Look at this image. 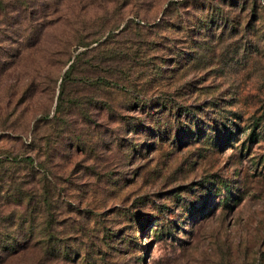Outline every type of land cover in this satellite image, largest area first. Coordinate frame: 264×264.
Segmentation results:
<instances>
[{"label":"rangeland","instance_id":"rangeland-1","mask_svg":"<svg viewBox=\"0 0 264 264\" xmlns=\"http://www.w3.org/2000/svg\"><path fill=\"white\" fill-rule=\"evenodd\" d=\"M173 1L0 0V185L29 189L66 246L15 230L0 191V237L21 243L0 264H264V0H189L223 18L202 45L200 9ZM157 94L205 133L156 104L168 133L143 130Z\"/></svg>","mask_w":264,"mask_h":264},{"label":"trees","instance_id":"trees-1","mask_svg":"<svg viewBox=\"0 0 264 264\" xmlns=\"http://www.w3.org/2000/svg\"><path fill=\"white\" fill-rule=\"evenodd\" d=\"M19 1H21V0H19ZM188 1L189 0H175L171 3H168L163 8L162 12H163V14H166V13L171 14L173 12L176 13V12H178V8L186 9L189 12H190L191 8L192 9H200L199 13H198L199 16H197L195 18L194 29L196 31H198V34H203L202 40L200 41V45H202L206 41L208 36H213V33L215 32V31H210V28H209L210 23L211 22L218 23L219 22L218 19L222 20L223 18L222 19L220 18V13H217V12L216 13L215 12L207 13V12H205L201 6L199 7V6L193 5V6H191V8H186L188 6V5H186ZM180 3H181V5H180ZM3 7L7 8V5L3 3ZM15 8L18 11H20V5L19 4L16 3ZM201 12H204V13L202 15H200ZM169 17H170V15H169ZM209 17H211L212 19L208 22L207 18H209ZM226 21L231 22L228 19ZM136 23L138 24L139 22L137 21ZM219 28L220 29H219L218 33L216 34L217 38L219 37L221 30L222 29L225 30L226 27H224V25H221ZM231 28H228V29H231ZM245 28H246V26H245ZM245 31H247V30H245ZM71 69H72V61L67 65V67L63 71V74H62L63 80H66L67 78L70 77ZM153 71H155L156 73L158 72V71H156V67H154ZM162 97L163 96L157 94L154 97L143 96L141 99L138 100L140 108H143V109H141V111L144 110L143 112L147 115V117L149 116V118H148L149 121L147 123L144 120L142 121L140 119L141 124H139V125H141L143 127V130L146 129L150 132H155V133L157 132L159 134V136L167 135V133H168V131H167L168 119L166 118V119L160 121L158 118H155V117L152 118V116H150V112H148L147 108H144L145 106H150L152 108L153 107L152 104H156V105H159L161 107L163 106L162 109H164V111L166 110L167 114H170L169 111H173L172 114H174V118H175L174 121L179 120L178 117H179L180 113H183V115L186 119V121L183 123L184 125L186 124V128H185L186 130L184 129V131L188 132V135H191L189 137H197L199 134L204 132L203 128H202L203 132H201L202 131L201 127L203 124H206V123L203 122V120L201 118V113L197 109H195L193 106H190V105H176L177 107L172 110V109L167 107V102ZM151 110H152L151 111L152 114L157 111L154 109H151ZM150 119L153 121L151 122ZM183 121H184V118H183ZM148 123H152L151 124L152 126H149ZM177 124L178 123L176 122L175 123L176 127H177ZM191 124H194L195 127L192 128ZM210 125H213V123H211ZM199 127H200V129H198ZM181 128H183V127H181ZM179 138H181L180 133L175 131L174 139H179ZM5 159L7 160L8 158H5ZM13 160H19V159L13 158ZM9 161H12V159H10ZM24 161L28 162L31 165H33V164L35 165V162H33V159L31 156L24 157ZM36 165L38 166V164H36ZM30 170H32V169H30ZM35 173H37L38 182L41 183V185L40 184L39 185H40V188H42V195H45V193L48 191L47 185L43 182L46 175L44 174L43 169L40 168L39 166L36 168ZM0 180H1V178H0ZM7 180L11 184H6L5 186L0 185V191H2V193H3L4 200L10 201V199H11L10 195H12V197L15 198L14 199L15 204H16V202L17 203L21 202L20 204H18V205H21V207L18 210H16V212H14V213L13 212H7V213L3 214L2 216H5L6 218L10 219V221H12L10 225H13L15 227V230H18V231L23 230V229L32 230L36 227L37 228L43 227V242L45 243V250L46 251L59 252L62 249L65 252L66 246L63 244V247L61 246V248H60V245L56 241V236L53 233H51L49 230L50 218L47 217V214H45V216H43L42 220L36 221V216L34 215L35 214V210H34L35 204L31 203V199L33 196L32 192H30L29 189H27V188L23 189V186L21 185V183L15 179L13 180V179L7 178ZM12 183H14V184H12ZM3 186H4V188H3ZM42 198H45V196H42ZM46 202H47V199L44 200V205L43 204L42 205L44 206L45 211L48 212L50 206H45ZM36 215H37V217L40 216L38 214H36ZM49 217H51V216H49ZM42 224H43V226H41ZM0 228H1V225H0ZM40 231H42V230H40ZM4 235H6V233ZM9 239L12 240V239H17V238H15V237L10 238V236L7 238H3V237L1 238L0 237V243L1 242L3 243V241H4L5 243H7L5 247L10 248V249L15 248V246L19 245V243H20L19 240H14L15 242L13 243ZM84 254H86V251H84ZM84 260H86L85 256H83V261Z\"/></svg>","mask_w":264,"mask_h":264}]
</instances>
